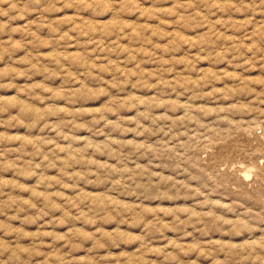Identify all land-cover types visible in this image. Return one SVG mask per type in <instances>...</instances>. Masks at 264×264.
Returning <instances> with one entry per match:
<instances>
[{
  "label": "rangeland",
  "instance_id": "rangeland-1",
  "mask_svg": "<svg viewBox=\"0 0 264 264\" xmlns=\"http://www.w3.org/2000/svg\"><path fill=\"white\" fill-rule=\"evenodd\" d=\"M0 264H264V0H0Z\"/></svg>",
  "mask_w": 264,
  "mask_h": 264
}]
</instances>
